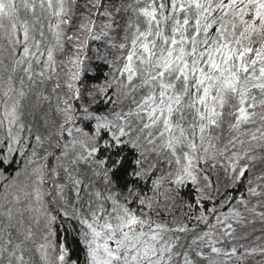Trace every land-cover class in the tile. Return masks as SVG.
<instances>
[{
    "label": "snow or ice",
    "instance_id": "1",
    "mask_svg": "<svg viewBox=\"0 0 264 264\" xmlns=\"http://www.w3.org/2000/svg\"><path fill=\"white\" fill-rule=\"evenodd\" d=\"M0 264H264V0H0Z\"/></svg>",
    "mask_w": 264,
    "mask_h": 264
}]
</instances>
